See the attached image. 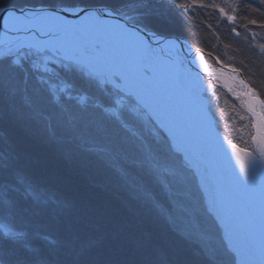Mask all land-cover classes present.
<instances>
[{"label": "trees", "instance_id": "16d2710c", "mask_svg": "<svg viewBox=\"0 0 264 264\" xmlns=\"http://www.w3.org/2000/svg\"><path fill=\"white\" fill-rule=\"evenodd\" d=\"M126 1L0 0V6H54L59 3L114 8ZM136 1L148 5L151 13L146 15L145 22L156 32L185 37L202 49L210 48L206 36L178 11L164 10L159 0H132L133 3ZM256 3L258 5V0ZM194 10L202 21L206 23L210 19L208 25L220 30L221 37L236 51L242 65L252 70L253 77L264 88V58H259L258 53L253 55L251 45L245 40L232 37L231 27L226 24L215 27L218 14L209 18L203 16L202 9ZM238 15L245 19L238 20L237 24L246 23L249 18L264 23V14L253 12L251 6ZM252 30L264 37V29L253 27ZM11 66L10 60L0 59V188L6 204L0 201V210L11 219V222L8 219L5 222L3 218L6 217L0 215V222L13 232L10 235L0 231V262L217 264L214 258L199 250L200 245L177 235L172 226L175 223L173 213L159 211L132 188L133 181L143 182V188L155 190L152 191L154 196L163 195L162 205L171 212L173 195L164 191L165 188L162 191L151 169L132 162L128 166H115L103 156L69 141V134L53 125L52 119L47 117L56 112L53 102L40 89L44 87L34 77L35 85L30 82L23 85L24 71ZM36 91L50 104L43 107ZM22 100H26V104ZM39 107L44 108L45 116L35 112ZM119 146L122 152L129 154L130 146L127 150ZM114 161L120 163L119 158ZM123 172L130 177L122 175ZM14 233H22L20 239L11 237ZM39 235L45 239L36 241Z\"/></svg>", "mask_w": 264, "mask_h": 264}, {"label": "rangeland", "instance_id": "374dc122", "mask_svg": "<svg viewBox=\"0 0 264 264\" xmlns=\"http://www.w3.org/2000/svg\"><path fill=\"white\" fill-rule=\"evenodd\" d=\"M200 2L224 4V0H200ZM134 4L139 5L140 1H136ZM55 5L54 7L56 9H61V6H63L59 3ZM224 6L226 8L228 7L227 4H224ZM71 7H73L74 10H67V14H76L78 11L75 10L80 8H99L102 14L108 17L111 13H117L118 9L119 12H122V16L126 15L128 18H131V15L138 10L137 7L135 9L132 8V5L110 8L106 6H83L76 4L71 5ZM105 8L108 9V11L105 10ZM194 9L195 8L188 12L184 11L182 7H177L176 11H179L182 15L193 17L194 21L201 22L202 19L200 14ZM196 9H202L204 11L202 13L204 17L211 18L213 14H218L220 16L218 11L211 8ZM126 17L123 16L122 19L130 24L131 22ZM80 20L81 21L76 19L75 15H63L59 18V27L58 30L56 29L58 32L55 34H47L46 38L48 41H51V44H55L53 41L54 39H60L59 42L56 43H58L62 49L53 47L42 48L36 44L42 36L32 34L28 35V37L18 39L15 44H4L1 46L0 59L10 60L12 66L22 68V71H24L22 80L23 85H27L28 82L34 84L33 77L35 72L40 73V78L37 81L44 87L40 89L46 94L48 99L50 98L49 100L53 102L54 112H56L54 115L51 113L48 114L47 117L52 119L53 125L69 134V141L78 143L79 147L84 150H91L92 152H89L93 154L101 157L103 156L105 161H112L115 166H128L130 165L129 162H132L140 166L144 165L147 169H151V174L157 179L158 183H160L162 191L165 188L167 190L164 191H168L174 196V209H172L171 212H167L162 205L164 201L163 195L154 196L152 191L155 192V190H151V188L149 192V190H146V187L143 188V182L141 181L132 180L135 183H131V186L134 190L139 192L140 195L143 194V197L159 211H163L166 214L170 213V215L173 213L172 218H176L178 224L172 223V226L179 237L182 239L185 238L184 240H191L196 245H200L202 249L197 245L199 250H202L203 254L207 257L211 259L214 258L217 264H255L247 262L244 256L245 253H243L241 249V246L246 250L249 248L245 247L250 244L245 240V238L248 237L245 236L247 233L244 232L245 235L241 233L240 229L237 228V225L228 215L230 211H227L224 206L217 202L216 192L214 191L215 186L213 182H211L208 170L203 168V164L193 157L189 151L181 149L182 146L177 147L176 145L175 147L168 143L170 137L166 134L165 128H163V120L160 119L161 117L157 118V116L153 115V113H155L153 108L154 105L150 103L146 104V102H143V104L138 100H133L132 95L134 94H132L129 89H127L126 92L123 90L121 83L126 80L124 81V77L122 78L119 74H107L103 71L102 67L98 70H93L86 64L84 65L81 61L76 60L79 59V56L75 52H72V48L69 47L70 41L69 38H67V32L62 33V30L64 29L63 27L68 24H73L74 26L77 24L79 27L73 28L77 31H79L80 27L89 31L92 30L90 28L95 27L91 26V24L95 22L94 18L87 19L86 16H83ZM133 20H135L133 23L146 29L153 35H158L159 38L165 37L174 39V36L159 35L153 31L154 29L152 27H147V25L143 26L140 24V21L136 19ZM97 21L96 19V22ZM206 23H211V20L207 19ZM194 25L199 33L205 35L208 41L210 40L209 47L212 48L211 55L208 56L206 53H200L203 54L205 60L209 63H213V60L219 57L225 65L244 67L239 61L240 59L236 51L223 48L225 46L215 39L213 34L216 30L213 33L211 29L206 27L207 30L203 31L202 29L205 28L202 22L200 24L194 23ZM228 27H232V25L229 24ZM113 34L118 38L117 40L123 41L119 37H123L124 31H120V34L116 32ZM244 35H247L245 31H243L241 37ZM209 37H214L215 40ZM219 44L223 47H218ZM93 46L101 50L100 46ZM146 46L148 47L147 50L150 52H154V49H156L153 43H146L144 48ZM68 53L71 55L73 54V58L69 57ZM158 53H160L159 50ZM173 53L176 57V51H173ZM183 54L192 59L191 53L189 54L185 51ZM15 59L22 60V67L12 63ZM111 61L117 64L119 68L123 66L120 59H112ZM122 69L126 70V65L123 66ZM246 71L242 73V75L251 80L248 75L245 74ZM71 72H75V75L71 74ZM201 78L204 81L206 94L212 106L217 126L220 127V130H223L226 134V138L232 142L238 145L246 144L243 138L245 137L247 139V131L237 132L234 130L235 127L241 126L243 123L239 121V114H243L239 103L234 101L232 97L221 88H217L216 95L212 96L207 92L206 88L207 84L210 83L209 78L205 74H202ZM251 81L259 88H262L258 82L254 80ZM82 88H84V90H82ZM35 95L43 102V107L44 105L50 104V102L48 103L38 91L35 92ZM94 97L97 99V102L94 101ZM105 98H108V101L111 102L107 103ZM154 98H158V95L155 94ZM26 100L22 101L25 103ZM35 112L45 116L44 108L42 107L36 108ZM157 115H159V113ZM127 143L129 145H127ZM119 144L121 147L123 146L125 150L130 146L129 154L122 152ZM118 158L120 159V163L114 161ZM119 170L121 169L119 168ZM121 174L127 178L130 177V175L128 176L125 172ZM20 184L22 183L18 185ZM160 186L158 187L160 188ZM27 194L31 196L30 193L27 192ZM1 195H4V193L0 192V197ZM205 196L206 201L200 202L203 197L205 199ZM3 199L4 197L2 196L0 201L3 202ZM200 212L204 216H207L206 219L209 221V226L206 221L199 223L201 222L200 220H202V216L198 214ZM5 213L6 212L0 210L1 217H6L5 219L3 218V220L5 221L8 219V221L11 222V219L8 218V215ZM192 213H195L196 216H193ZM189 221L195 222L193 223V227L197 229V234L193 231L180 228L179 223L185 226ZM0 226L3 232L13 234L12 230L9 232V227L3 222H0ZM17 236L19 238L20 235L18 234ZM214 239L217 241L216 243H214Z\"/></svg>", "mask_w": 264, "mask_h": 264}, {"label": "bare ground", "instance_id": "6f19581e", "mask_svg": "<svg viewBox=\"0 0 264 264\" xmlns=\"http://www.w3.org/2000/svg\"><path fill=\"white\" fill-rule=\"evenodd\" d=\"M254 2V0H249ZM257 1V0H256ZM160 3L164 5V10L171 8L172 10H176L177 7H181L185 3L184 1L176 2L175 0H159ZM132 5V8H138L137 11H135L132 15L131 18L126 17L129 19L131 22L130 24L122 19V12H119L117 9V13H111L108 17L102 14L101 9H95L98 12H100L98 15L94 16L95 17V22L96 19L98 20L96 22V25H104L103 29H99L96 31L98 28H92L93 31L89 32L85 29H79L77 31L76 29H73L74 27H79L77 24L75 26L73 24H68L67 26H64L62 33H66L67 38H69V47L72 48V52H75L79 57V60L84 65L86 64L90 69L93 70H98L100 67H102L103 71L107 74H119L122 78L124 77V81L122 82L123 90L126 92L127 89H129L132 94L133 100H138L139 102H146V104L150 103L158 107L163 115V118L161 117L162 125L164 126L166 130V134L171 137V140L168 142L169 144L173 145L174 144H181V149H185L189 151L195 152V155L202 156L201 159L203 160V168H206L211 171L212 176L210 177L211 182H213L215 189L214 191L216 192V200L217 202L224 206L228 212V215L231 217V219L234 221V223L237 225V228L240 229L241 233L245 235L244 232L247 233L248 236L245 238L248 244V246H245L248 248L247 250L241 246V249L243 250L244 256L247 259V262H252L255 264H264V234L261 233L259 227H258V222H253L252 219V212L251 209L248 207V205L241 199V197L236 193L234 185H239L240 188H246L250 183H251V178L257 177L261 175L262 170H264V155H261L257 153L256 155H252L249 153L247 156L242 155L240 153L235 152L232 148L229 147V140L226 137V134L223 132V130H220V127L217 126V131L213 130L212 136H211V152L207 153L204 152L194 146V144L187 138V137H181L179 134V122L175 115L173 114L172 109L167 106L164 102H158L157 98H154V95L156 92H150L146 89H143L137 85H134L132 80L130 79L128 72L126 70L122 69L123 66L127 64V52L129 50L130 44H138L141 47L144 48L146 43H150L154 46V52L158 54V50L161 52L162 45L158 43L159 37L158 35H153L149 33L146 29H143L142 27H139L135 23H133L136 19L140 21V24L143 26L146 25V15L151 13V10L148 12L149 8L147 4H144L140 1V4H134L132 0H127L126 2L123 3L122 7ZM40 5H26V6H21L16 8L17 11L20 13L19 15H22L23 12L27 13L29 11H36L37 16H44L42 17H47L50 14V12H66L67 10H72L73 7L68 6V5H63L61 6V9L58 8L56 9L54 6L56 5H46V6H40ZM167 6V7H166ZM107 7V6H106ZM2 10L1 16H0V47L3 46L4 44H15L18 39L28 37V35L36 34V35H41L42 37L40 40L36 43L42 48H61L60 45H58L60 39H54L55 44H51V41L47 40L46 36L47 34L52 33L51 31H54L56 27L55 25L59 24V20H56L55 17H51L47 22L42 21L41 23H34L33 21H27V19L21 18V16H17L14 12L13 14V19L8 17V14L11 9H13L12 6H0ZM15 9V10H16ZM41 9V10H40ZM84 9V8H80ZM86 10V9H85ZM105 10L108 11V9L105 8ZM180 14V12L178 11ZM64 15V14H63ZM182 15V14H180ZM16 16V17H15ZM23 16V15H22ZM185 19H187V22L192 24L193 23H201L205 29H202L203 31L207 30V28L211 29L212 32L214 33L216 29L213 27L209 26L207 23L204 21L197 22L194 21L193 17H189L188 15H182ZM132 19V20H131ZM229 25L228 22L223 19L221 16L219 17L217 23H214L216 26H222V25ZM54 27V28H53ZM59 27V26H58ZM148 27V26H147ZM65 30V31H64ZM120 31H124L123 37H126L127 39H122V36L119 38L122 39L123 41L119 40H113V33L116 32L117 34H120ZM155 31V30H153ZM244 29L241 30V33H243ZM119 32V33H118ZM156 32V31H155ZM157 34L161 35V33L156 32ZM210 33V34H213ZM220 30L217 31L213 34L215 36V39H217L222 45H218V47L222 46L223 48H226L227 50H232L231 45L227 42L224 41L223 37H221ZM164 34H162L163 36ZM165 36V35H164ZM178 36H174V38H177ZM236 38L237 40L243 39V37H235L234 35L232 36ZM165 38V37H164ZM212 38V37H209ZM180 39L181 43L185 42L187 43L188 47L185 46L184 52H188L189 54L192 51V47L196 48L199 50V55L200 53H206V55L209 56V53L212 52V48L208 49H202L198 46H196L195 43L191 42L188 38L185 37H178ZM214 39V37L212 38ZM214 39V40H215ZM177 40V39H176ZM244 40V39H243ZM179 41V40H178ZM179 41V42H180ZM208 41V38H207ZM210 41V40H209ZM247 42V41H246ZM210 43V42H209ZM93 44L97 45H104L108 44V46H112L111 49H99L93 46ZM217 47V48H218ZM144 49H148L146 46ZM216 49V48H215ZM148 51V50H147ZM152 52V53H154ZM215 52V50H214ZM69 57L73 58V54L71 55L68 53ZM168 55L172 56L173 60L177 59L178 57H175V54L173 52H169ZM198 55V56H199ZM205 55V56H206ZM198 56H193L192 55V60L195 61L197 71L200 73V75L204 74L202 69L200 68L201 61L198 59ZM109 57V59H108ZM207 57V56H206ZM112 59H120L122 62V67L119 68V66L115 63H113L111 60ZM14 65H19L22 67V60L15 59L12 62ZM91 63V64H89ZM211 63V62H210ZM213 64L216 67H220L219 65L215 64V60H213ZM27 65V64H26ZM245 67V65H244ZM246 75L251 80L256 81L255 77H253V72L252 70L248 69L246 66ZM71 74L75 75V72H71ZM40 73L35 72V79L39 80ZM52 80V79H51ZM257 82V81H256ZM119 83V82H116ZM83 87V86H82ZM84 90V88H82ZM127 94V93H125ZM107 100V103L111 102L108 101V98H105ZM157 100V102L155 101ZM94 101L97 102V99L94 97ZM144 104V103H143ZM154 106V107H155ZM153 107V108H154ZM158 109V110H159ZM153 111V110H152ZM160 113V111L158 112ZM157 113V114H158ZM153 113L154 116H157V118H160L159 115ZM196 122V117L195 114H193V124L195 125ZM247 139L244 137V142L248 141V136L246 135ZM172 141V142H171ZM242 147L250 148L255 150V145H252L250 141H248L244 145H240ZM188 148V149H187ZM191 154V152L189 151ZM192 155V154H191ZM192 176V174H191ZM0 188V192H1ZM44 197V195H43ZM174 197V196H173ZM201 199V198H200ZM206 201V196L205 199L200 200V202H205ZM198 211V210H197ZM202 216V220H200L202 223L203 221H206L207 224L209 221H207V216H204L201 212L198 213ZM173 222L177 223L178 220L175 218L172 220ZM194 221H189L185 226L181 225L179 223L180 228L182 229H187L190 231H193L197 234V229L193 227ZM178 224V223H177ZM0 231L3 233V230L0 226ZM11 232V231H10ZM22 233L24 231L22 230ZM20 233L19 237H21ZM17 234V233H15ZM13 235L11 237H16L17 235ZM12 235V234H10ZM45 239V237H41L40 235L38 236L36 241H41V239ZM217 241L214 239V243ZM247 255V256H246ZM0 264H11V261H5L0 262Z\"/></svg>", "mask_w": 264, "mask_h": 264}, {"label": "snow or ice", "instance_id": "6c2138e0", "mask_svg": "<svg viewBox=\"0 0 264 264\" xmlns=\"http://www.w3.org/2000/svg\"><path fill=\"white\" fill-rule=\"evenodd\" d=\"M224 4H227L226 8ZM224 4L202 3L200 0H189L182 5L184 11L190 12L193 8H211L220 13L228 24L232 25L231 32L235 37H241L239 30L243 28L247 35L243 39L251 45L253 55L259 54L264 58V37H260L253 27L264 29V23L256 19H247L246 23H239L245 17L238 15L246 7L251 6L253 12L264 14V0H224ZM122 39H127L122 37ZM261 41V42H258ZM158 43L162 45L160 53L147 51L138 44H130L127 52L126 71L134 85L160 95L162 102L169 106L179 122V134L187 137L196 148L210 153L211 136L217 131V124L213 115L212 106L206 94L205 84L197 71L196 63L184 53L186 41L180 43L176 39L161 37ZM176 51L177 59L173 60L169 52ZM211 55V53H209ZM201 61L200 68L209 78L207 92L216 95V89L226 91L234 101L239 103L243 114H239L241 126L234 128L237 132L247 131L248 141L255 145V150L242 147L232 141L229 147L235 152L247 156L249 153L264 155V88H259L242 73L245 67L225 65L217 57L216 67L204 59L203 54L198 56ZM193 114L196 122L193 124ZM246 141V143L248 142ZM236 193L248 205L252 212L253 222H258V227L264 234V170L259 178L252 177L251 183L246 188L234 185Z\"/></svg>", "mask_w": 264, "mask_h": 264}, {"label": "water", "instance_id": "95a60500", "mask_svg": "<svg viewBox=\"0 0 264 264\" xmlns=\"http://www.w3.org/2000/svg\"><path fill=\"white\" fill-rule=\"evenodd\" d=\"M16 8H13V9H11L10 10V12H9V14H8V17L9 18H14L13 17V14H14V12H15V14L17 15V16H21V18H23V19H27V21H33L34 23H41L42 21H45V22H47L51 17H55L56 16V20H59V18H61L62 16H63V14L64 15H67V16H72V15H75L76 16V19H78L79 21H81L80 20V18L82 17L83 18V16H86L87 17V19H89V18H94V20H95V17L94 16H96V15H98L100 12H98L97 10H95V9H76L75 11H78L76 14H66V12H50V14L51 15H49V16H47V17H42V16H44V14L42 15V16H37V12L36 11H29V12H27V13H24L23 12V16L22 15H19L20 13L17 11V9L15 10ZM0 10H2V8H0ZM41 10V9H40ZM72 10H74V9H72ZM0 16H1V12H0ZM99 16V15H98ZM16 17V16H15ZM76 23H79V22H76ZM82 25V24H81ZM58 26H59V24H57V25H55L54 27H56L55 28V30L54 31H51L52 33H50V34H55V33H57L58 31ZM91 26H95L94 28H98L96 31H98L99 29H103V26L104 25H99V24H97L96 25V22H93L92 24H91ZM53 27V28H54ZM57 29V30H56ZM80 29H83V28H81L80 27ZM90 29H92V28H90ZM87 31H89V30H87ZM93 31V29L91 30V31H89V32H92ZM100 31V30H99ZM119 33V32H118ZM114 35V34H113ZM116 39H118V38H116L115 37V35H114V37H113V40H116ZM174 39H177V40H179L180 41V39H178V38H174ZM180 43H181V41H180ZM93 45H97V44H93ZM98 46H100V48L101 49H111V47L112 46H108V44H104V45H98ZM193 48V47H192ZM199 50H197V49H195V48H193L192 49V51H191V55H193V56H197L198 54H199ZM195 54V55H194ZM155 94H157L158 95V98H157V100H159L158 102H162V100H161V98H160V95L158 94V93H155ZM157 100H155L156 102H157ZM155 106V105H154ZM153 106V107H154ZM158 107H154V112L157 114L159 111H160V113H159V115H160V117H162L163 118V116H161V115H163V113H162V111L159 109ZM161 119V118H160ZM164 128V127H163ZM169 136V135H168ZM170 137V136H169ZM170 140H171V137H170ZM172 142V141H171ZM172 144L176 147V145H177V147H180L181 146V144H174L173 142H172ZM188 149V148H187ZM190 152H191V154L193 155V157H195V158H197V159H199L202 163H204L203 162V160L201 159V157L202 156H199V155H195V152H193V151H191L190 149H188ZM208 170V169H207ZM208 172H209V175H210V177L212 176V173H211V171L210 170H208Z\"/></svg>", "mask_w": 264, "mask_h": 264}]
</instances>
